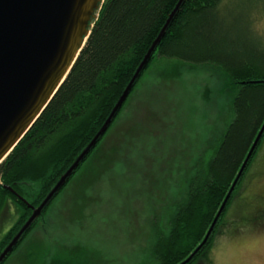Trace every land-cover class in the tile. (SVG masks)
<instances>
[{"label": "trees", "instance_id": "1", "mask_svg": "<svg viewBox=\"0 0 264 264\" xmlns=\"http://www.w3.org/2000/svg\"><path fill=\"white\" fill-rule=\"evenodd\" d=\"M178 1L103 2L93 20L91 34L65 81L0 164V216L9 201L17 211L16 220L0 236V254L32 214L30 205L42 203L104 124ZM261 1H183L107 131L1 264L20 251L53 202L91 160L139 82L159 58L217 66L224 73V91L232 96V116L226 121L222 135L210 142L195 160L186 177L185 194L171 208L169 221L154 229V243L141 264H180L194 252L205 238L264 123V32L253 26L255 30L251 29L250 20L251 14L259 13L255 14L257 18L264 16ZM246 16L249 21L241 27L239 22L246 20ZM229 18H234V23L230 24ZM166 73L168 70L163 71ZM263 147L264 133L207 242L185 264L201 260H205L203 264H212L209 252L213 237L228 217L240 188L251 177ZM254 213L252 218L245 219L264 220V213ZM83 263L90 264L87 260Z\"/></svg>", "mask_w": 264, "mask_h": 264}, {"label": "rangeland", "instance_id": "2", "mask_svg": "<svg viewBox=\"0 0 264 264\" xmlns=\"http://www.w3.org/2000/svg\"><path fill=\"white\" fill-rule=\"evenodd\" d=\"M255 14L251 29L264 32V16ZM223 76L212 64L156 59L94 156L5 264H141L195 160L232 116ZM258 160L213 237L212 264H264V220L245 219L264 213V147ZM16 217L9 201L0 236Z\"/></svg>", "mask_w": 264, "mask_h": 264}, {"label": "water", "instance_id": "3", "mask_svg": "<svg viewBox=\"0 0 264 264\" xmlns=\"http://www.w3.org/2000/svg\"><path fill=\"white\" fill-rule=\"evenodd\" d=\"M105 0H0V164L26 135L65 81L91 34ZM184 0H179L157 38L96 135L60 177L0 254V264L13 251L55 194L107 131L148 64ZM264 133V123L205 238L180 264L190 261L207 242L248 161ZM13 193L16 191L7 186Z\"/></svg>", "mask_w": 264, "mask_h": 264}]
</instances>
